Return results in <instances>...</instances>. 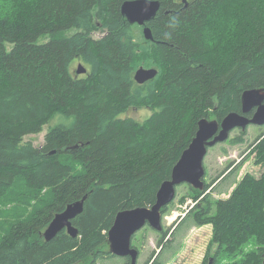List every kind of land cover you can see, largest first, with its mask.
I'll return each mask as SVG.
<instances>
[{
	"label": "trees",
	"instance_id": "obj_1",
	"mask_svg": "<svg viewBox=\"0 0 264 264\" xmlns=\"http://www.w3.org/2000/svg\"><path fill=\"white\" fill-rule=\"evenodd\" d=\"M125 1L0 0V264L114 257L117 213L152 206L198 122L240 112L243 92L264 87V0H159L153 40L123 16ZM76 61L87 73H74ZM142 66L158 74L140 84ZM143 107L145 121L125 116ZM46 125L43 145L25 141ZM249 151L264 168V131ZM208 188L192 186L184 219L213 225L214 262L263 264L264 172L245 175L228 198L214 201ZM86 195L78 236L64 229L47 241L55 215Z\"/></svg>",
	"mask_w": 264,
	"mask_h": 264
},
{
	"label": "water",
	"instance_id": "obj_2",
	"mask_svg": "<svg viewBox=\"0 0 264 264\" xmlns=\"http://www.w3.org/2000/svg\"><path fill=\"white\" fill-rule=\"evenodd\" d=\"M161 8L159 0H127L121 7V12L131 24L143 27L147 40H153L152 28L148 25L156 18ZM87 73V68L80 63L77 74ZM158 74L156 68L140 67L135 74V80L143 84L154 79ZM242 110L228 113L221 121L203 118L198 122V130L189 146L183 151L180 159L173 167L171 178L165 180L157 193L156 202L152 206H139L121 210L117 213L115 222L108 232V250L115 256L130 258L132 264H137L140 251L133 245L137 232L146 225L157 231H162V209L170 205L177 196V188L188 184L196 189L205 187V158L209 149L225 142L232 131H245L250 125L264 126V87L250 88L242 94ZM87 195L81 200L69 204L66 209L55 215L44 231L47 241L52 240L64 229L73 236H78V229L73 220L84 210ZM211 258L209 264H214ZM264 264V263H263Z\"/></svg>",
	"mask_w": 264,
	"mask_h": 264
},
{
	"label": "rangeland",
	"instance_id": "obj_3",
	"mask_svg": "<svg viewBox=\"0 0 264 264\" xmlns=\"http://www.w3.org/2000/svg\"><path fill=\"white\" fill-rule=\"evenodd\" d=\"M11 8V5L3 4L1 11L9 15L6 11H10ZM103 34V31H99L94 36L98 38ZM79 64L80 61L74 63V73H77ZM151 115L152 111L146 107L131 108L125 113V116H131L141 122ZM48 129L49 125L44 126L40 133L27 135L25 141H32L36 146L43 145ZM262 131L264 126L250 125L247 128L245 142L232 143L233 138L241 135V129H235L227 141L209 149L204 161L206 169L204 181L209 185L206 196L214 201L219 198H228L235 189L236 183L240 182L245 175L261 176L264 168L255 163V156H252L249 150L250 145ZM192 192V186L188 184H182L177 188L176 199L169 205L162 220L164 230H169L167 238L164 239L161 231L149 225L136 233L133 245L140 251L137 264H154V261L158 259L166 264H208L210 259L216 256L218 246L211 242L213 225H193L191 219H184L196 204L191 197ZM183 199L186 200L183 201ZM229 258L220 255L214 264H231ZM124 262V258L114 256L100 259L97 264H123Z\"/></svg>",
	"mask_w": 264,
	"mask_h": 264
}]
</instances>
